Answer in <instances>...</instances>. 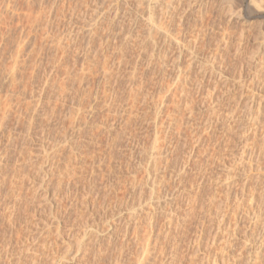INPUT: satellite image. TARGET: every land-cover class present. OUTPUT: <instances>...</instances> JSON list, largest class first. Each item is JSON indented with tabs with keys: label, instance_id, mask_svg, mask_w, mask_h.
Instances as JSON below:
<instances>
[{
	"label": "rangeland",
	"instance_id": "rangeland-1",
	"mask_svg": "<svg viewBox=\"0 0 264 264\" xmlns=\"http://www.w3.org/2000/svg\"><path fill=\"white\" fill-rule=\"evenodd\" d=\"M0 121L2 264H264V0H0Z\"/></svg>",
	"mask_w": 264,
	"mask_h": 264
},
{
	"label": "bare ground",
	"instance_id": "bare-ground-1",
	"mask_svg": "<svg viewBox=\"0 0 264 264\" xmlns=\"http://www.w3.org/2000/svg\"><path fill=\"white\" fill-rule=\"evenodd\" d=\"M179 1H180V0H179ZM182 1H183V0H182ZM191 1H192V0H191ZM194 1H197V0H194ZM233 1H234V0H233ZM252 1L254 2L255 0H252ZM257 1H258V0H256V2H257ZM157 2H158V1H157ZM162 2H163V1H162ZM250 2H251V1H250ZM119 3H120V2H119ZM158 3H159V2H158ZM166 3H167V2L165 1V4H166ZM179 3H180V2H179ZM181 3H183V2H181ZM159 4H160V3H159ZM163 4H164V2H163ZM163 4H162V3L160 4V5H161V8L165 5V4H164V5H163ZM168 4H171V3L168 2ZM168 4H167V5H168ZM177 4H178V3H177ZM189 4H191V3L189 2ZM231 4H232V2H231ZM238 4H239V3H238ZM162 5H163V6H162ZM167 5H166V6H167ZM174 5H175V3H174ZM166 6H165V7H166ZM170 6H171V5H170ZM250 6H251V5H250ZM99 7H100V6H99ZM117 7H118V6H117ZM159 7H160V6H159ZM153 8H154V7H153ZM161 8H160V9H161ZM163 8H164V7H163ZM163 8L161 9L162 12H163ZM171 8H172V7H171ZM176 8H177V6H176ZM178 8H179V7H178ZM164 9H165V8H164ZM166 9L171 10L169 7H166ZM174 9H175V8H174ZM154 10H155V9H154ZM158 10H159V9H158ZM161 10H160V12H161ZM172 10H173V9H172ZM164 11H165V10H164ZM231 11H232V9H231ZM158 12H159V11H158ZM165 12H167V10H166ZM172 12H173V11H171V13H172ZM174 12H175V11H174ZM176 12H177V11H176ZM113 13H114V12H113ZM118 13H119V12H118ZM118 13H117V14H118ZM167 13L170 14V12H167ZM167 13H163V14H166V15H167ZM231 13H232V12H231ZM235 13H236V12H235ZM237 13H238V12H237ZM131 14H132V13H131ZM174 14H175V13H174ZM174 14H173V15H174ZM176 14H177V13H176ZM156 15H157V14H156ZM156 15H154V17H155ZM173 15H172V16H173ZM96 16H97V15H96ZM117 16H119V15H117ZM117 16H116V18H118ZM150 16H151V15H150ZM132 17H133V16H132ZM135 17H136V16H135ZM170 17H171V16H170ZM114 18H115V17H114ZM116 18H115V19H116ZM111 19H112V18H111ZM115 19H114V20H115ZM152 19H153V18H152ZM168 19H169V18H168ZM172 19H173V18H172ZM112 20H113V19H112ZM114 20H113V21H114ZM154 20H155V19H154ZM151 21H152V20H151ZM138 22H139V21H138ZM154 22H155V21H154ZM155 23H156V22H155ZM114 24H115V23H114ZM152 24H154V23H152ZM158 25H159V24H158ZM158 25H157V26H158ZM153 27H155V26L153 25ZM150 28H151V27H150ZM155 28H157V27H155ZM214 68H215V67H214ZM218 69H219V68H218ZM221 70H222V69H221ZM13 71H14V70H13ZM13 71H12V72H13ZM18 71H19V70H18ZM205 72H206V71H205ZM209 72H211V71H209ZM213 73H214V72H213ZM210 75H211V74H210ZM219 75H220V74H219ZM16 76H17V75H16ZM10 78H11V77H10ZM13 80H14V79H13ZM15 81H16V80H15ZM11 82H12V81H11ZM178 82H179V81H178ZM178 82H177V83H178ZM239 85H240V84H239ZM216 86H217V84H216ZM214 87H215V86H214ZM246 87H247V86H246ZM253 88H254V87H253ZM213 90H214V89H213ZM209 91H210V90H209ZM249 91H250V90H249ZM213 92H214V91H213ZM242 93H243V92H242ZM210 94H211V93H210ZM187 96H188V95H187ZM252 96H253V95H252ZM185 97H186V96H185ZM217 97H218V96H217ZM249 100H250V99H249ZM205 101H206V100H205ZM259 103H260V102H259ZM2 111H3V109H2ZM38 114H39V113H38ZM253 116H254V115H253ZM38 117H39V116H38ZM5 118H6V117H5ZM1 119H2V121L4 120L3 118H1ZM0 122H1V121H0ZM17 129H18V128H17ZM23 129H24V128H23ZM31 134H32V133H31ZM16 138H17V137H16ZM65 138H66V137H65ZM11 139H12V138H11ZM21 139H22V138H21ZM18 141H19V140H18ZM7 142H8V141H7ZM58 144H59V143H58ZM65 144H66V143H65ZM69 145H72V144L70 143ZM154 145H156V143H155ZM79 147H80V146H79ZM15 148H16V147H15ZM64 149H65V148H64ZM5 150H6V149H5ZM46 150H47V149H46ZM55 151H56V150H55ZM18 152H19V150H18ZM20 153H21V152H20ZM22 153H23V151H22ZM56 153H57V152H56ZM5 155H6V154H5ZM248 155H249V154H248ZM3 156H4V155H3ZM6 157H7V156H6ZM50 158H51V157H50ZM50 158H49V159H50ZM5 159H6V158H5ZM153 159H154V158H153ZM159 161H160V160H159ZM155 164H156V163H155ZM5 165H6V164H5ZM154 166H155V165H154ZM155 167H156V166H155ZM65 168H66V167H65ZM72 169H73V167H72ZM155 169H156V168H155ZM2 170H3V169H2ZM53 170H54V169H53ZM63 170H64V168H63ZM75 175H76V174H75ZM10 176H11V175H10ZM22 176H23V175H22ZM28 176H29V175H28ZM72 176H73V175H72ZM44 177H45V175H44ZM74 177H75V176H74ZM51 178H52V177H51ZM70 178H71V176H70ZM7 182H8V181H7ZM4 184H5V183H4ZM15 184H16V183H15ZM59 184H60V183H59ZM59 184H58V185H59ZM61 184H62V183H61ZM61 186H62V185H61ZM49 187H50V186H49ZM9 188H10V187H9ZM12 189H13V188H12ZM61 189H62V188H61ZM2 190H3V189H2ZM247 190H248V189H247ZM52 193H53V192H52ZM69 193H70V192H69ZM251 194H253V196H252V195H251V196L254 197V198L251 197L250 200L253 199V200H255L254 202H256L257 199L260 197L259 195H258L259 197L255 196V193H251ZM261 194H262V193H261ZM48 197H49V196H48ZM48 197H47V198H48ZM49 198H50V197H49ZM19 199H20V198H19ZM262 199H264V198H262ZM262 199H261V197H260V201H259V203H261V205H259V207H258V213L256 214V215L258 216V219H259L258 221H259V222H260V220H261V219H260L261 217H259V214H262V213H260L261 211L259 212V210H263V209H264V208H263V205H262L264 201H263ZM35 200H36V199H35ZM253 200H252V201H253ZM258 200H259V199H258ZM252 201H251V202H252ZM241 202H242V201H241ZM243 202H244V201H243ZM47 203H48V202H47ZM257 203H258V201H257ZM254 204L256 205V203H254ZM255 205H253V202H252V207L255 206ZM31 206H32V205H31ZM249 207H250V206H249ZM250 208H251V207H250ZM254 208H255V207H254ZM24 209H25V206H24ZM252 209H253V208H252ZM42 210H43V208H42ZM249 211H250V210H249ZM249 211H248V212H249ZM254 211H255V210H254ZM18 213H19V212H18ZM55 213H56V212H55ZM4 214H5V213H4ZM4 214H3V215H4ZM56 214H57V213H56ZM253 214H255V213H253ZM30 217H31V216H30ZM55 217H58V216H55ZM48 218H49V217H48ZM44 219H46V218H44ZM44 221H45V220H44ZM44 221H43V222H44ZM46 221H49V220H46ZM24 222H25V221H24ZM51 222H52V221H51ZM256 222H257V221H256ZM48 223H49V225H50V221H49ZM12 224H13V222H12ZM14 224H15V223H14ZM32 224H33V223H32ZM44 224H46V223L44 222ZM258 224H259V223H258ZM30 225H31V224H30ZM33 225H34V224H33ZM52 225H53V224H52ZM14 226H15V225H14ZM32 227H33V226H32ZM34 227H35V226H34ZM47 227H49V226L47 225ZM47 227H46V229H47ZM50 227H51V226H50ZM30 229H31V228H30ZM250 229H251V228H250ZM40 230H41V229H40ZM43 230H44V229H43ZM47 230H48V229H47ZM54 230H55V229H54ZM56 230H58V229H56ZM49 232H51V231H49ZM93 232H94V231H93ZM47 233H48V231H47ZM31 234H32V233H31ZM48 234H49V233H48ZM52 235H53V234H52ZM89 235H90V234H89ZM44 236H45V235H44ZM39 237H40V236H39ZM45 237H46V236H45ZM257 237H258V236H257ZM18 238H19V237H18ZM31 238H32V237H31ZM254 239H255V238H254ZM24 240H25V239H24ZM53 240H54V239H53ZM33 241H34V240H33ZM25 243H27V242H25ZM55 243H56V242H55ZM11 244H12V243H11ZM28 244H29V243H28ZM31 245H32V244H31ZM245 245H247V244H245ZM245 245H244V246H245ZM25 246H27V245H25ZM25 246H24V247H25ZM38 246H40V245H38ZM42 246H45V245H42ZM48 246H49V245H48ZM244 246H243V247H244ZM8 247H9V246L7 245V248H8ZM19 247H20V246H19ZM22 247H23V246H22ZM22 247H21V248H22ZM243 247H242V248H243ZM245 247H246V246H245ZM32 248H33V247H32ZM26 249H27V247H26ZM34 249H35V247H34ZM39 249H40V248H39ZM42 249H43V248H42ZM8 250H9V249H8ZM11 250H12V249H11ZM13 250H14V249H13ZM27 250H28V249H27ZM27 250H26V251H27ZM240 250H241V249H240ZM246 250H247V249H246ZM20 251H21V250H20ZM46 251H47V250H46ZM254 251H255V250H254ZM47 252H48V251H47ZM17 253H18V252H17ZM34 253H35V252H34ZM48 253H49V252H48ZM238 253H239V252H238ZM8 254H10V253H8ZM11 254H12V253H11ZM11 254H10V255H11ZM14 254H15V253H14ZM251 254H252V253H251ZM257 254H258V252H257ZM28 255H29V254H28ZM39 255H40V254H39ZM43 255H44V254H43ZM232 255H233V254H232ZM235 255H236V254H235ZM14 256H15V255H14ZM12 257H13V256H12ZM34 257H35V256H34ZM37 257H38V256H37ZM37 257H36V258H37ZM43 257H44V256H43ZM46 257H47V256H46ZM235 257H236V256H235ZM245 257H246V256H245ZM253 257H254V256H253ZM19 259H21V258H19ZM25 259H26V258H25ZM234 261H235V260H234ZM247 261H248V260H247ZM15 262H16V261H15ZM32 262H33V261H32ZM25 263H26V262H25ZM0 264H2L1 261H0ZM21 264H22V263H21ZM252 264H254V263H252Z\"/></svg>",
	"mask_w": 264,
	"mask_h": 264
}]
</instances>
